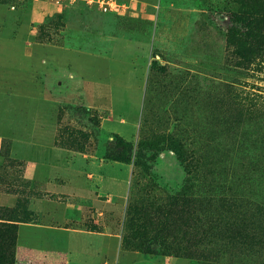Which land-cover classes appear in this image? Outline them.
Wrapping results in <instances>:
<instances>
[{"label": "rangeland", "instance_id": "374dc122", "mask_svg": "<svg viewBox=\"0 0 264 264\" xmlns=\"http://www.w3.org/2000/svg\"><path fill=\"white\" fill-rule=\"evenodd\" d=\"M111 1L0 0V264H264V63L239 4Z\"/></svg>", "mask_w": 264, "mask_h": 264}, {"label": "trees", "instance_id": "16d2710c", "mask_svg": "<svg viewBox=\"0 0 264 264\" xmlns=\"http://www.w3.org/2000/svg\"><path fill=\"white\" fill-rule=\"evenodd\" d=\"M236 2L239 7L233 13L231 20L239 23L240 28H242L239 35L248 44L247 50H243L240 47L239 51L242 55L248 57V62L251 66H254L255 69H260V65L264 63V0H236ZM235 31L239 32V30ZM115 148L118 152L116 154L109 152L107 157L115 160L131 159L132 152L129 142L119 139L115 143ZM165 210L160 209L159 213L164 211L163 213L167 214L168 212L170 214L172 208L167 212ZM16 230L14 223L0 220V247L5 252L3 260L5 259L8 262L14 258ZM145 251L148 250L145 249Z\"/></svg>", "mask_w": 264, "mask_h": 264}, {"label": "built area", "instance_id": "2783aa9c", "mask_svg": "<svg viewBox=\"0 0 264 264\" xmlns=\"http://www.w3.org/2000/svg\"><path fill=\"white\" fill-rule=\"evenodd\" d=\"M99 2H101L103 6H106V5L113 6V2L111 0H109L107 2H105L104 0H99Z\"/></svg>", "mask_w": 264, "mask_h": 264}]
</instances>
